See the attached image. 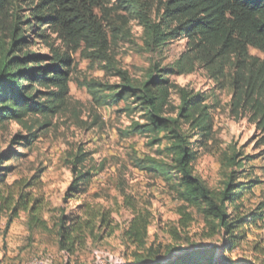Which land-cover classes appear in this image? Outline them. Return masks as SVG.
<instances>
[{"label":"trees","instance_id":"16d2710c","mask_svg":"<svg viewBox=\"0 0 264 264\" xmlns=\"http://www.w3.org/2000/svg\"><path fill=\"white\" fill-rule=\"evenodd\" d=\"M131 21L143 28L144 50L160 58V62L150 61L142 81L130 78L111 54L113 43L130 39ZM52 35L56 36L54 40ZM183 40L187 41L185 51L163 66L165 49ZM37 41L46 45L48 54L31 50ZM56 41L67 51L58 49ZM80 50L109 76L120 79L112 85L97 81L85 84L98 106L124 104L117 113L127 116L130 122L118 131L119 137L145 138L148 147H162L157 156L139 157L129 152V166L170 187L181 204L183 228L193 221L188 212L192 209L209 227V237H217L221 245L195 248L188 242L184 248L170 247L167 253L180 254L155 264H252L230 258L246 239V229L264 222V201L247 212L241 202L246 193L261 184L246 168L252 157L236 151L225 154L223 188H210L196 174L195 163L200 150L214 142L211 98L172 84L170 78L192 75L199 68L205 70L212 81L231 89L232 111L248 116L264 133V58L252 54L255 50L264 57V0H0V128L15 123L27 132L17 136L13 145L27 149L51 126L69 96L75 67L70 52ZM173 93L178 96V106L171 102ZM22 156L11 150L0 158V211L7 218L5 232L21 213L28 215L31 233L47 231L48 221L43 217L47 202L37 194L41 177L6 181L14 167L4 164ZM87 161L84 153L73 158L75 181L67 198L87 193L94 175V170L83 168ZM98 168L101 171L104 165ZM80 210V215L62 211L54 223L60 248L69 253L85 231L93 234L96 228L111 229L108 214H101V226L97 227L99 213L92 214L83 206ZM151 220L148 211H136L122 233L138 264L146 259L154 261L161 253L151 247L146 257L140 255L148 245ZM173 235L176 241L181 239L177 232Z\"/></svg>","mask_w":264,"mask_h":264},{"label":"rangeland","instance_id":"374dc122","mask_svg":"<svg viewBox=\"0 0 264 264\" xmlns=\"http://www.w3.org/2000/svg\"><path fill=\"white\" fill-rule=\"evenodd\" d=\"M130 32L129 40L121 39L111 45V54L130 78L142 81L150 61L160 62V58H154L144 50L143 28L136 21L130 22ZM51 38L54 40L56 36L52 35ZM186 42L176 41L165 49L161 61L163 66L181 56ZM55 46L67 51L60 41H56ZM31 50L49 53L41 41H37ZM70 54L75 67L69 84V96L58 115L51 120V126L42 132L39 139L31 147L23 149L20 145H13L12 141L19 135H26V130L15 123L0 128V158L11 150L23 154L18 161L4 164L14 167L6 181L12 183L21 178L41 177L42 185L37 194L43 195L47 202L43 217L49 225L47 231L38 229L31 233L28 215L21 213L6 233L7 218L0 211V264H138L133 248L128 247L122 237L123 230L136 211H148L152 215L148 245L140 255L146 257L151 247L161 252L156 260L146 259L139 264L167 262L180 254L179 251L167 253L170 247L184 248L188 242V246L194 245L195 248H220L219 239L209 237L210 229L196 211L188 210L193 221L189 227L183 228L180 224L181 204L168 185L129 166V152H136L139 157L157 156L162 147H148L145 138L121 139L118 131L129 126L130 122L127 116L117 113L124 104L100 107L85 86L90 81L112 85L119 83L120 79L109 76L99 63H92L82 50ZM252 54L264 58L255 50H252ZM170 82L208 94L211 98L209 104L213 107L214 142L200 150L195 163L196 174L210 188L220 190L226 178L225 154L236 151L243 156H251L252 162L247 163L246 168L252 172V178L258 179L261 184L246 193L241 202H244L245 212L255 209L264 201V133L256 128L248 116L232 111L231 89L212 81L205 70L199 68L192 75L173 76ZM171 102L174 106L179 105L177 94H172ZM82 153L88 155L83 168L85 171L94 170L93 179L86 194L67 198L75 181L71 162L76 154ZM100 165H104L101 171L98 168ZM81 206L92 214L99 213V218L95 220L97 227L101 226V214H108L111 229L96 228L93 234L85 231L74 251L69 253L60 248L54 223L62 211L67 215L82 214ZM173 232L180 235L179 241L175 240ZM246 233V239L230 255L231 260L264 264V222L246 229ZM257 246L258 250L255 249Z\"/></svg>","mask_w":264,"mask_h":264}]
</instances>
